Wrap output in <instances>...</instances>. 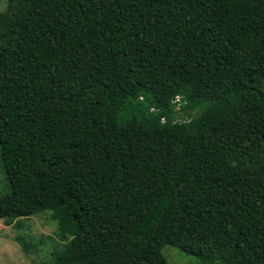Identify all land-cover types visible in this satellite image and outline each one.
<instances>
[{
	"label": "trees",
	"instance_id": "trees-1",
	"mask_svg": "<svg viewBox=\"0 0 264 264\" xmlns=\"http://www.w3.org/2000/svg\"><path fill=\"white\" fill-rule=\"evenodd\" d=\"M0 165L52 264H264V0H7Z\"/></svg>",
	"mask_w": 264,
	"mask_h": 264
},
{
	"label": "rangeland",
	"instance_id": "rangeland-1",
	"mask_svg": "<svg viewBox=\"0 0 264 264\" xmlns=\"http://www.w3.org/2000/svg\"><path fill=\"white\" fill-rule=\"evenodd\" d=\"M6 5L7 0H0V11H5ZM7 188L9 184L0 165V195ZM65 242L60 239L58 224L49 211L17 218L10 224L0 220V264H52ZM162 252L168 264H198L195 256L173 246H164Z\"/></svg>",
	"mask_w": 264,
	"mask_h": 264
}]
</instances>
